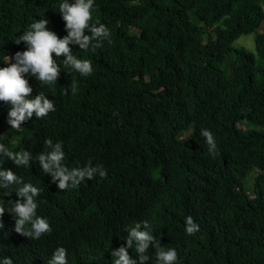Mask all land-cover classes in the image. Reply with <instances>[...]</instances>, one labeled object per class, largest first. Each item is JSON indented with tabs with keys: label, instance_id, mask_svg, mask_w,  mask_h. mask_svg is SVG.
Masks as SVG:
<instances>
[{
	"label": "trees",
	"instance_id": "16d2710c",
	"mask_svg": "<svg viewBox=\"0 0 264 264\" xmlns=\"http://www.w3.org/2000/svg\"><path fill=\"white\" fill-rule=\"evenodd\" d=\"M61 0H0V67L8 55L25 51L16 38L41 18L59 37L67 35ZM72 2V0H70ZM93 22L105 24L111 43L93 52L70 45L78 58L92 59L94 73L82 77L65 68L57 82L27 79L32 96L44 92L56 111L33 117L20 131L7 123L9 104L0 101V142L33 156L48 151L45 140L62 142L65 165H102L79 187L60 191L38 161L17 167L0 156L24 182L42 189L37 215L52 232L29 239L3 216L0 264H48L58 247L68 264H113V250L127 247L126 228L148 221L180 264H264V0H95ZM123 24L137 32L120 30ZM255 33L256 54L234 42ZM95 43V42H93ZM231 56L229 78L212 62ZM14 62V60H13ZM78 85L72 94L69 85ZM208 129L216 144L209 152ZM180 141V149L169 153ZM253 188L247 185L252 171ZM13 185L0 189L11 207ZM252 191V193H251ZM0 198V203H3ZM200 231L185 232L186 217ZM246 234L247 237H242ZM129 254L140 264L135 247ZM155 264V248L150 246Z\"/></svg>",
	"mask_w": 264,
	"mask_h": 264
},
{
	"label": "clouds",
	"instance_id": "9594fccd",
	"mask_svg": "<svg viewBox=\"0 0 264 264\" xmlns=\"http://www.w3.org/2000/svg\"><path fill=\"white\" fill-rule=\"evenodd\" d=\"M95 0H61L58 11L65 21L67 35L62 38L48 27L49 20L41 18L31 23L26 31L18 38L16 43L27 45L25 51H17L14 57L8 55L4 61L7 66L0 67V101L9 104L7 123L14 130L20 131L22 125L30 120L35 114L36 119H44L51 112L56 111V106L44 92L32 96V86L28 76L43 85H53L58 81L61 68L55 57L63 55L65 68H70L82 77L91 76L95 68L92 59L78 58L70 45H78L83 51L91 49L93 52L103 46L107 40L111 43L110 29L98 20L93 22L92 15L95 10ZM95 42V43H93ZM14 60V62H13ZM72 94L78 91L75 79L69 85ZM206 137L209 152H214L216 144L212 133L203 129L201 133ZM49 149L33 156L29 150H11L5 143L0 142V156L10 159L18 168H30V162L38 161L44 174L51 176L60 191L71 190L87 180H92L98 175L107 177V170L102 165L93 166L91 161L82 167L69 168L65 165V152L62 142L45 140ZM5 160H0V189H10L13 185H20L16 189L19 199L11 201L9 208L3 200V196L11 191L0 193L3 203H0V229L4 228L3 216L9 212L15 219V232L29 239H39L43 235L50 234L52 227L50 222L37 215L39 207L37 197L42 189L34 186L31 182H24L11 168H5ZM128 235L125 238L127 247L121 245L113 250L115 258L113 264H137L128 252L129 248L135 247L140 264L150 259L149 248H155V264H180L178 252L175 248H166L161 245L160 238L153 235V226L148 221L135 223L126 228ZM200 231V226L191 216L186 217L185 232L192 236ZM2 264H13L11 258H4ZM48 264H68L67 250L58 247L52 253Z\"/></svg>",
	"mask_w": 264,
	"mask_h": 264
},
{
	"label": "rangeland",
	"instance_id": "374dc122",
	"mask_svg": "<svg viewBox=\"0 0 264 264\" xmlns=\"http://www.w3.org/2000/svg\"><path fill=\"white\" fill-rule=\"evenodd\" d=\"M119 28L123 32H128V33L137 32L136 29L129 27V26H126V25H123V24H121L119 26ZM259 31L260 32L264 31V21L262 22V25H261ZM254 36H255V33H251L248 35H241L234 42V46L235 47H243V48L247 49L248 51H251L252 53L256 54V56H257V52H256V48H255V42H254ZM212 65H213L214 69L219 73V75L222 78H224V79L229 78V70H230V67L232 65L231 56H228L222 60H219L218 62L214 61V62H212ZM189 133H190V130L185 131L183 133V135L180 137L179 141L176 142L171 147H169V153H175V152L179 151L180 141L182 139H186L189 136ZM257 172L258 171L256 169H254L252 171V173L250 174V177L248 178L247 185H248V188L250 190H252V188H253L254 177L257 174ZM251 193H252V191H251ZM241 235H242V237H247L246 234H241Z\"/></svg>",
	"mask_w": 264,
	"mask_h": 264
}]
</instances>
